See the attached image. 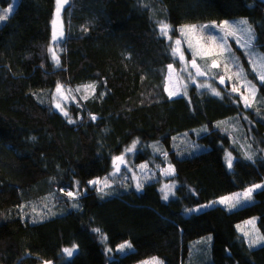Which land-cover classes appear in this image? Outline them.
I'll use <instances>...</instances> for the list:
<instances>
[{"label":"trees","instance_id":"trees-1","mask_svg":"<svg viewBox=\"0 0 264 264\" xmlns=\"http://www.w3.org/2000/svg\"><path fill=\"white\" fill-rule=\"evenodd\" d=\"M56 1L18 0L0 26V264H86L96 257V264L152 257L185 264L190 244L207 235L212 264H264V245L249 247L237 232L252 217L264 230V188L234 211H187L264 182V81L232 43L257 89L258 108L228 92L214 97L194 87L169 98L168 65L176 62L160 32L161 24L176 33L181 26L244 19L252 50L264 56V0H68L58 66L49 54ZM10 4L0 0L2 8ZM57 85L77 92L69 118L53 107ZM228 120L240 127L237 138L223 128ZM202 127L206 132L195 137ZM184 133L206 149L178 156L172 140ZM135 141L136 162L151 157L153 143L169 157L176 188L167 202L158 182L106 197L89 186ZM226 150L234 155L231 170ZM123 243L132 250L114 252ZM67 247L76 248L68 263L61 260Z\"/></svg>","mask_w":264,"mask_h":264},{"label":"rangeland","instance_id":"rangeland-1","mask_svg":"<svg viewBox=\"0 0 264 264\" xmlns=\"http://www.w3.org/2000/svg\"><path fill=\"white\" fill-rule=\"evenodd\" d=\"M17 1L18 0H11L10 5H12L14 9L16 7ZM66 4L56 5V12L52 22V38L49 54L55 66H58L59 64H57L56 60L53 59V54H55L56 58L59 60L58 56L60 44L64 40L65 36L64 25L62 22V11ZM7 7H0V10L6 9ZM58 8L59 12L57 11ZM12 13H10V16L12 15ZM242 21L246 20L238 19L236 21L227 20L218 24L213 23L203 25H186L176 28V33L174 28L167 25V35L163 34L161 31L162 26L165 24H161V35L165 37L166 41L169 43L172 55L176 62L175 65H172L173 69L170 71L168 68L167 71L165 87V89H167V95L169 96V92L175 90L178 94L173 95L171 97L172 99L186 96L188 94V91L192 87H194L197 92L206 93L214 97H220L228 92L238 96L241 104L243 103L244 106L246 105L248 106V108H258L260 106V99L257 94V89L247 78V74L245 72L243 64H241V62L239 61V57L237 56L238 53L232 50L231 44L233 43L235 46L242 50L243 54L246 56L251 72L260 82L262 81L260 77L264 76V56L260 52L252 50L253 36L251 34V29L247 23V26L244 23H241ZM5 22L6 21L0 22V26H2ZM54 34L55 39L53 38ZM177 41H179L180 43L177 44ZM181 55H183V60H181ZM193 60H195L196 62V67L192 66ZM213 63L216 64L215 67H213ZM197 68L200 72L203 73V75H196ZM189 74H191V77ZM221 77H223V83H221ZM202 84L206 86L201 87L200 85ZM213 88L217 92H219L220 95L217 96L213 94ZM233 88H235L236 91H233ZM75 93H77L75 90L73 91L65 87H61L60 92H57L56 88L52 96L54 109L63 114L60 109L56 107V104L59 103L61 105V108H63L64 111L67 112L68 107L72 105L73 102L72 95ZM222 126L225 130L229 128L231 130V133H233L231 136L235 138H237L236 135L241 130L239 129L240 127L237 125L235 120L225 121L222 123ZM205 132L206 129L202 127L193 130V135L197 137ZM153 144L158 145V147H147V149H149L153 153L151 154V157L148 160L145 159L140 160V162H136V153L140 147L138 142L136 141L131 143L124 149L122 153L125 158L124 163L121 164L120 162H116V166L120 168L119 173L113 174L115 172V168L112 163L110 172L106 176L100 179H96L103 181L104 178L107 177L110 187H103L102 183L99 185L89 183V186L95 188L96 190L102 189L100 191L97 190V192L106 197L111 196L117 191H124L127 188L134 190L136 193H139L142 191L144 184L150 182H158V190L161 194V198L163 201L167 202L174 197V191L176 188L175 181H170L172 177L171 175H173V168L168 160L169 157H166V154L160 152L163 150V147L158 143ZM133 145H135L134 148ZM238 145L243 151L246 150V147L242 143H239ZM172 146L178 156L184 157L193 156L194 153L192 152L194 147L198 150L197 153H201L206 149L199 143H195L194 145V138H192V136L188 133L175 136L172 140ZM130 148L132 149V151H128V149ZM246 153L248 159L251 158L250 154H248L249 152ZM158 154L163 159L162 162L156 159ZM262 154L264 157V149L262 151ZM229 158H231L233 166L234 155L230 150H226L224 153V161L227 169L231 170L232 167H228ZM137 182L142 184V188L139 191H137L136 188ZM258 184L264 185V182ZM165 185L168 186L167 189H165ZM249 187H247L246 189H248ZM162 189L168 191V200L163 199V192L161 191ZM246 189L234 192L226 196H234V194L236 193H243ZM260 189H256L254 192ZM77 190L78 189L76 188V191ZM226 196H222L207 204L188 209L187 211L190 213H197L213 207H222L228 211H234L253 203L252 194L250 201H244L236 208L229 209L227 205L219 203V201ZM241 199L242 201L244 200V198ZM258 223V217H252L237 225L239 239L245 242L249 247H259L264 245V230L261 231ZM123 244L130 245L128 243ZM120 245L116 247L114 252L125 254L132 250V247H125V249L121 251ZM67 248L71 249L75 247ZM105 253L110 256L113 254V251L106 247ZM61 255L62 262L66 263H68V261L73 256L72 255L71 257H69L64 251L61 253ZM99 259L100 257H96V259L86 264H96L97 262H99ZM137 264H163V262L157 258L154 259V257H152L147 258ZM185 264H212V238L210 235L199 238L190 244V254Z\"/></svg>","mask_w":264,"mask_h":264},{"label":"snow or ice","instance_id":"snow-or-ice-1","mask_svg":"<svg viewBox=\"0 0 264 264\" xmlns=\"http://www.w3.org/2000/svg\"><path fill=\"white\" fill-rule=\"evenodd\" d=\"M68 2V0H57V4L58 5H61V4H66ZM14 11V7L12 5H9L6 9H3V10H0V22H3V21H6L9 19L10 17V13H12ZM57 11L59 12V8L57 9ZM55 23V22H54ZM227 23V22H225ZM241 23H244L246 24L247 21H242ZM166 29H167V25H163L162 28H161V31L163 34L167 35V32H166ZM53 38L55 39V34L53 36ZM177 44H179L180 42L177 41L176 42ZM175 51V50H174ZM53 59L56 60L57 64H59V60L56 58L55 54H53ZM181 60H183V55H181ZM192 66L193 67H196V62L195 60L192 61ZM216 64L213 63V67H215ZM168 68L169 70L171 71L173 69V66L172 64H169L168 65ZM190 77H191V74H189ZM196 75H203L202 72L199 71V69L197 68V72H196ZM260 79L262 81H264V76H261ZM221 83H223V77H221ZM251 83V82H249ZM201 87H205L206 85H200ZM254 87V86H253ZM61 90V86L60 85H57V92H60ZM167 90V89H166ZM233 91H236L235 88H233ZM212 92L213 94L215 95H220L219 92H217L214 88L212 89ZM178 93L173 90L171 92H169V96L170 98L173 96V95H177ZM56 107L58 109H60V111L65 115L67 116L68 113L66 111H64L63 108H61V105L59 103L56 104ZM92 119H95V117L93 116ZM69 123H73L74 121L69 119L68 120ZM135 147V145H133V148ZM128 151H132V149H128ZM124 156L121 155V156H118V157H115L114 158V161H113V165H114V168H115V172L113 174H116V173H119L120 171V168L116 166V162H120L121 164L124 163ZM143 167V166H142ZM228 167L231 168L232 167V160L231 158L228 159ZM90 184H94V185H99V184H103V187H110L109 183H108V178L105 177L103 181H100V180H95V181H90L89 182ZM136 188H137V191L141 190L142 188V184L137 182V185H136ZM168 186L165 185V189H167ZM260 188H264V185H260V184H255L251 187H249L248 189H246L243 193H236L234 194V196H226V197H223L219 203L221 204H225L228 206L229 209H234L236 208L237 206L241 205L244 201H250L251 200V197H252V194L253 192L256 190V189H260ZM165 189H162L161 191L163 192V199L164 200H168L169 198V193L168 191H166ZM98 191L102 190V189H97ZM67 195L70 196V197H73V199H75L76 197V193H74L73 191H68L67 192ZM241 198H244V200L242 201ZM75 206V205H74ZM94 231H99V229H94ZM125 247H131V245H127V244H121L120 245V250H124ZM69 257H71L73 254H74V251H75V248H66L63 250ZM155 259V258H154Z\"/></svg>","mask_w":264,"mask_h":264}]
</instances>
